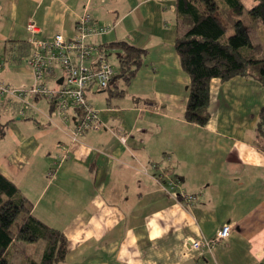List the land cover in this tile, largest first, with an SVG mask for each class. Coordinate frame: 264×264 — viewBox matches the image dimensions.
Listing matches in <instances>:
<instances>
[{"label":"crops","instance_id":"crops-1","mask_svg":"<svg viewBox=\"0 0 264 264\" xmlns=\"http://www.w3.org/2000/svg\"><path fill=\"white\" fill-rule=\"evenodd\" d=\"M240 1L248 19L258 0ZM85 10L109 27L90 44L117 61L115 43L144 51L129 80L116 61L108 88L88 91L104 127L71 143L77 111L63 122L47 98L0 96V173L38 220L64 234L67 253L55 264H264V137L257 134L264 84L254 76L211 79L207 123H189L190 78L174 49L186 28L175 0H0V85L32 86L29 21L42 38L69 39ZM61 75L47 74L46 86L59 89ZM56 144L68 153L49 180ZM166 180L197 199L175 200ZM224 224L230 234L212 252L190 247ZM33 252L24 248L12 262Z\"/></svg>","mask_w":264,"mask_h":264},{"label":"trees","instance_id":"trees-1","mask_svg":"<svg viewBox=\"0 0 264 264\" xmlns=\"http://www.w3.org/2000/svg\"><path fill=\"white\" fill-rule=\"evenodd\" d=\"M243 14L240 0H175L177 23L186 28L177 37L174 49L190 78L184 113L189 123L198 126L207 123L211 79L227 81L235 76H254L264 84V0H258L247 11L249 25L262 39L260 44L252 41ZM111 47L121 49L118 61L122 76L129 80L140 65L144 51L124 42ZM258 117L257 134L261 139L264 106ZM14 241L43 243L39 261L27 257L19 264H55L67 253L64 234L38 220L18 188L0 173V264H14L13 254L8 253Z\"/></svg>","mask_w":264,"mask_h":264},{"label":"built area","instance_id":"built-area-1","mask_svg":"<svg viewBox=\"0 0 264 264\" xmlns=\"http://www.w3.org/2000/svg\"><path fill=\"white\" fill-rule=\"evenodd\" d=\"M26 32L30 36L32 45L31 55L26 58V64L31 70L33 82L27 89H15L6 85H0V96L7 95L10 98H17L19 101L25 97L47 98L52 105V113L63 122L70 120L69 112L77 110L78 118L72 126L70 142H78L86 130H101L104 126L99 118V113L91 107L86 99V91L94 89L96 91L105 90L113 77V70L107 63L106 55L100 46L90 44L88 39L94 35L106 34L109 27L97 26L96 21L84 11L79 17L75 36L66 39L61 34H56L51 39L40 36L39 28L31 21L26 25ZM91 64L85 65L88 61ZM61 71V85L59 89L48 88L45 84L47 74H53L56 70ZM60 78V77H59ZM21 114L23 111L21 110ZM121 142H125V137H119ZM54 150L59 153L58 163L47 172V178L52 180L56 173L57 166L63 162L68 150L65 146L56 144ZM162 178L158 180L161 188L169 193L164 185ZM171 187L170 195L175 199H183L187 203H193L197 196L176 190V182L166 180ZM231 231L230 224H224L215 234L213 239L196 240L190 242L191 248L202 249L207 252L212 250L223 240Z\"/></svg>","mask_w":264,"mask_h":264},{"label":"rangeland","instance_id":"rangeland-1","mask_svg":"<svg viewBox=\"0 0 264 264\" xmlns=\"http://www.w3.org/2000/svg\"><path fill=\"white\" fill-rule=\"evenodd\" d=\"M244 22L246 24H248V27H249V30H250V34L252 36V41L254 42V44H260L261 43V40L260 37L258 38L257 35H256V30H254L250 25H249V20L246 18V19H243ZM259 32V31H258ZM121 50V49H120ZM106 58H107V63L110 65V67L112 69H115V65H116V61H117V56H116V53L115 52H112L111 50H107L106 51ZM118 62V61H117ZM89 90H93V91H96L95 88L94 89H88L86 92H87V95H86V99L89 103V105L91 107H93V104L91 103L90 101V92H88ZM39 98H44L43 96L39 97ZM93 102V101H92ZM54 163H58L57 161L54 160ZM46 177H47V174H46ZM55 178V177H54ZM27 246V247H25ZM26 248V249H29L30 251H35L33 253H31V256L34 258V259H39V257L41 256V244L40 243H18L14 246V250L12 248L9 249L8 253L9 254H12L14 253V261H16L15 263H18L19 259L21 258V251ZM39 249V251H37V249ZM21 249V251H20ZM13 251V252H12ZM16 251H20L19 252V255L18 253H16ZM27 258V257H26Z\"/></svg>","mask_w":264,"mask_h":264},{"label":"water","instance_id":"water-1","mask_svg":"<svg viewBox=\"0 0 264 264\" xmlns=\"http://www.w3.org/2000/svg\"><path fill=\"white\" fill-rule=\"evenodd\" d=\"M61 79H62V78H61ZM60 81H61V80H60ZM60 81H59V82H60Z\"/></svg>","mask_w":264,"mask_h":264}]
</instances>
